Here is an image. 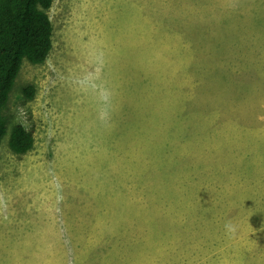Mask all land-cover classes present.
<instances>
[{
  "label": "rangeland",
  "instance_id": "obj_1",
  "mask_svg": "<svg viewBox=\"0 0 264 264\" xmlns=\"http://www.w3.org/2000/svg\"><path fill=\"white\" fill-rule=\"evenodd\" d=\"M49 16L50 55L24 59L5 111L0 264H264V0Z\"/></svg>",
  "mask_w": 264,
  "mask_h": 264
},
{
  "label": "trees",
  "instance_id": "obj_2",
  "mask_svg": "<svg viewBox=\"0 0 264 264\" xmlns=\"http://www.w3.org/2000/svg\"><path fill=\"white\" fill-rule=\"evenodd\" d=\"M54 0H0V145L6 134V107L24 59L42 65L52 50L53 25L49 11ZM30 100L33 87L24 89ZM34 139L22 125L11 133L10 148L26 154Z\"/></svg>",
  "mask_w": 264,
  "mask_h": 264
},
{
  "label": "clouds",
  "instance_id": "obj_3",
  "mask_svg": "<svg viewBox=\"0 0 264 264\" xmlns=\"http://www.w3.org/2000/svg\"><path fill=\"white\" fill-rule=\"evenodd\" d=\"M110 99H111V93L108 92L107 90L103 91L101 94V100L103 101L104 106L101 107L100 112H99V119L102 124H107V122L110 119V113L108 110ZM225 229H226V232L229 234L230 238L232 236H235L238 230L237 225H234L231 221L225 224Z\"/></svg>",
  "mask_w": 264,
  "mask_h": 264
}]
</instances>
